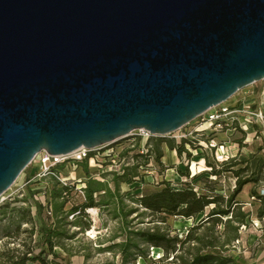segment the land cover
Segmentation results:
<instances>
[{
  "label": "water",
  "instance_id": "95a60500",
  "mask_svg": "<svg viewBox=\"0 0 264 264\" xmlns=\"http://www.w3.org/2000/svg\"><path fill=\"white\" fill-rule=\"evenodd\" d=\"M264 81V0H0V196L37 154L166 136Z\"/></svg>",
  "mask_w": 264,
  "mask_h": 264
},
{
  "label": "rangeland",
  "instance_id": "374dc122",
  "mask_svg": "<svg viewBox=\"0 0 264 264\" xmlns=\"http://www.w3.org/2000/svg\"><path fill=\"white\" fill-rule=\"evenodd\" d=\"M252 88L253 85H250L237 91L224 103L228 107L237 103L235 110L240 113L239 123L234 127L238 139L230 142L235 144L238 153L226 154L224 158L227 160L215 157L219 145L215 148L208 145L212 141L211 129L208 128L204 132L193 133L187 139H176L175 136L183 133L178 131L174 132V136L169 134L149 139L133 132L105 147L104 150L110 154L105 159L95 162L86 159L78 164L72 174L74 184L70 186L62 212H68L72 206L78 211L58 224L60 232L65 234L60 240L62 248L55 249V257L43 255L45 263L170 264L171 257H163L162 249L145 244L134 234L157 230L169 237L184 238L189 228L197 225L213 205L195 219L185 220L164 213L154 214L142 208L138 198L161 191L165 183L178 190L189 187L197 195L217 196L218 206L224 210L228 197L235 189L237 171L239 180L248 183L236 196L234 202L237 204H231L232 213L217 216L196 234H204L205 242L215 246L205 251L229 258L235 264H264V129L246 126L242 113L254 106V95L249 98ZM194 121L186 125V129L192 128ZM228 131V138L236 133L233 129ZM180 142H185L190 158L183 154L177 164H169L170 155L166 152L171 150L168 146L176 147ZM143 147H147L148 151L141 154ZM156 147L163 154L161 163L164 169L150 159L154 158ZM93 156L94 153H91L90 157ZM235 163L238 165L232 168L231 164ZM30 168L28 166L0 196V248L6 245L8 248L23 249V245L38 243L37 232L31 239L28 237L31 224L25 223L27 211L36 226L40 222L50 225L56 220L52 207L59 202L52 200L55 180L50 177L35 178L24 186L30 177ZM169 169L174 175L167 183ZM211 169L218 175L212 176ZM88 182L99 183L98 189L103 191L94 195L95 206L84 210L82 215L79 210L86 202L85 186ZM39 206L42 207L40 216L37 215ZM90 209L96 211L95 217L89 213ZM241 214H247L244 224L239 223ZM124 244H127L125 249L122 247ZM138 251H147V257H136ZM27 264L42 263L32 261Z\"/></svg>",
  "mask_w": 264,
  "mask_h": 264
},
{
  "label": "trees",
  "instance_id": "16d2710c",
  "mask_svg": "<svg viewBox=\"0 0 264 264\" xmlns=\"http://www.w3.org/2000/svg\"><path fill=\"white\" fill-rule=\"evenodd\" d=\"M260 83L253 84L254 95L256 101L259 99L261 94ZM185 142H180L176 147L168 146L169 150H175L177 158L181 159L183 154L189 159L190 154L185 149ZM163 154L159 147L154 150V163L156 166L164 169L161 159ZM237 163L231 164V167H235ZM231 168V169H232ZM211 175L216 176L218 172L211 169ZM237 177V182L234 191L230 194L226 201V209L220 210L218 206V197H208L207 195H197V193L189 188L185 187L182 190L171 188L168 184L163 183L164 188L156 193L143 196L138 198L137 202L139 205L154 213L160 214L164 213L169 216H177L185 220L195 219L199 214L205 212L209 209L207 215L203 217L197 225L189 228L187 235L184 238L169 237L168 234L160 233L157 230L153 232H137L136 235L145 244L151 245L154 248H160L164 252L166 259L171 257L170 264H235V262L229 258L220 256L219 254H213L207 248H213L214 245L205 242L204 234H196V231L202 229L209 222L219 217H224L232 213L230 211L231 204H237L235 201L236 196L241 192L243 186L248 182L239 180L238 172H235ZM97 182H88L85 186L86 191V202L80 206L79 214H84V210L92 208L95 206L94 195L103 191V189H98ZM71 191L70 187H58V183L55 184L52 189V200L59 201L52 207L56 212V220L50 225H46L40 222L36 226L30 217V212L27 211L26 224H31V229L29 230V239L32 238L33 234L37 232L39 235L38 243L34 246L28 244L23 245V249L19 247L8 248L6 245L0 248V264H27L32 261H40L42 264H46L45 260L42 259L43 255L56 256L55 249L57 247L62 248L60 245V240L65 237L63 232L59 230V223H62L64 219L77 210L76 207L72 206L68 212H62L64 205L67 203L66 197ZM51 206H49V209ZM47 209V208H46ZM42 207L39 206L37 210V215L40 216ZM233 215V214H232ZM242 218L239 221L240 224H244V220L247 214H241ZM59 218V219H58ZM233 219V216L232 218ZM127 244L122 245L125 249ZM123 251V250H122ZM136 257H147V251H138Z\"/></svg>",
  "mask_w": 264,
  "mask_h": 264
},
{
  "label": "built area",
  "instance_id": "2783aa9c",
  "mask_svg": "<svg viewBox=\"0 0 264 264\" xmlns=\"http://www.w3.org/2000/svg\"><path fill=\"white\" fill-rule=\"evenodd\" d=\"M235 109L236 106L228 107L224 103L215 106L202 114L200 117L196 118L194 121L195 124L192 126V128L186 129V126H184L183 128L179 129L178 132L183 133L179 136H175V138L187 139V137L191 136L193 133L204 132L209 128L211 129L210 133L212 134V141L208 142V145L211 148H215L218 145L219 148H222L223 144H214V138L218 135L226 133L229 129H233L236 133L231 137V142H236L238 138L235 135H238V132L234 129V127L239 123L238 117L240 113H236L237 111ZM242 113L243 120L245 121L246 126L256 128L257 130L264 129V97L261 99L257 107L247 109ZM133 132H138L139 137L144 139L157 137L151 135L145 130H136ZM172 134L173 136L175 135L174 133ZM109 145L110 144H107L94 149H86L81 147L65 156L49 155L46 152L42 151L35 156L31 164L29 165L31 166L30 177L26 181L24 186L29 184L35 178L44 177H50L54 179L58 183V187L60 188L73 186L74 182H72V174L76 170V166L86 159L92 162L105 159L110 154L108 153V150L105 151L104 148ZM145 150L148 151V148L143 147L141 150V154H143ZM91 153H94L93 157H90ZM225 156L226 155L223 153H218L217 151L215 152V157L217 159L227 160V158H224ZM150 159L152 161L154 158ZM166 181L167 183L171 182V180Z\"/></svg>",
  "mask_w": 264,
  "mask_h": 264
},
{
  "label": "crops",
  "instance_id": "0c3cea01",
  "mask_svg": "<svg viewBox=\"0 0 264 264\" xmlns=\"http://www.w3.org/2000/svg\"><path fill=\"white\" fill-rule=\"evenodd\" d=\"M260 87H261V94H260L259 99L257 101H256V98H255V95H254V88H255L254 86L252 88V94L249 95V98L253 97V95H254V98H255V103H254L253 108L257 107V105L259 104V102L261 101V99L264 97V82L263 81L260 83ZM232 106H237V103L234 104V105H231V107ZM238 122H239V120H238ZM227 132H229V131H227ZM231 141H232V138H228L227 133H223L221 135L216 136L214 138L215 144H223L222 148H219V146H218V149L216 151L218 153H223L225 155L226 154H229L231 152L237 154L238 152H237V149L235 147V144L230 143ZM169 155L170 156H169L168 163L169 164H172V165L177 164L178 163V158H177L176 152L170 151L169 152Z\"/></svg>",
  "mask_w": 264,
  "mask_h": 264
},
{
  "label": "bare ground",
  "instance_id": "6f19581e",
  "mask_svg": "<svg viewBox=\"0 0 264 264\" xmlns=\"http://www.w3.org/2000/svg\"><path fill=\"white\" fill-rule=\"evenodd\" d=\"M165 152H166V151H165ZM167 153L169 154V151H167L166 154H167ZM167 175H168V176H167V179L170 180V179L173 177V175H174L173 170H172V169H169ZM89 213H90L93 217H95V215H96V211L93 210V209H90V210H89Z\"/></svg>",
  "mask_w": 264,
  "mask_h": 264
}]
</instances>
